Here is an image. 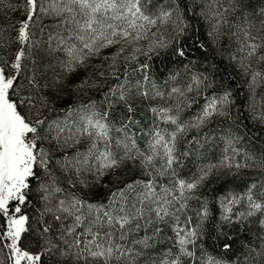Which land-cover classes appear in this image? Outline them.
Returning a JSON list of instances; mask_svg holds the SVG:
<instances>
[{
    "label": "snow or ice",
    "instance_id": "1",
    "mask_svg": "<svg viewBox=\"0 0 264 264\" xmlns=\"http://www.w3.org/2000/svg\"><path fill=\"white\" fill-rule=\"evenodd\" d=\"M197 4L0 0V264H264V179L222 184L211 204L201 192L225 171L264 172V155L238 159L233 88L183 63L181 39L191 12L213 48L227 41L264 123V0ZM169 50L182 66L161 75ZM217 118L229 127L209 159ZM211 229L235 232L238 253L210 250Z\"/></svg>",
    "mask_w": 264,
    "mask_h": 264
},
{
    "label": "trees",
    "instance_id": "2",
    "mask_svg": "<svg viewBox=\"0 0 264 264\" xmlns=\"http://www.w3.org/2000/svg\"><path fill=\"white\" fill-rule=\"evenodd\" d=\"M17 0H13V3H16ZM182 4H187L193 8V11L199 12V4L193 6V0H181ZM3 14V10L0 9V15ZM7 15L12 16L15 19L19 16V13H7ZM186 19L191 27L187 30V35L182 37V42L184 45V50L187 53L186 57L183 60V63H188L189 61H195V68L198 71H207L213 75L217 81V87L220 86V82L223 81L225 87L231 86L234 91L235 106L233 108L232 115L237 119L239 126L236 124L232 125L233 131L243 137L240 143L237 145L241 149V154L238 159H243L245 153H249L255 157H260L264 155V123H261L258 120L253 119V116L258 114L257 112H250L249 98L246 85L243 80L236 74L234 67L229 66V61L226 58L221 57V52L224 51V46L227 44L225 40L219 50L211 46V42L206 36L209 28L207 23L199 16L192 15L191 12L186 14ZM204 43L205 49H199V44ZM207 58V59H205ZM213 64L216 65L213 68ZM174 66H182L179 58H172L171 50L168 53H162L160 57L154 58L153 67L161 75L166 74L168 69L173 68ZM91 72V69H89ZM237 81H240L239 87H236ZM258 94L264 92V88L257 90ZM68 93H62L61 95H67ZM96 95V93H93ZM99 98V97H98ZM257 100H259V95H257ZM62 105H57L60 107ZM198 105H194L192 109L186 110V118L195 115L198 110ZM259 107V106H258ZM215 130L216 141L214 145H206L208 149V158L209 159H219L221 155V142L219 141V135L222 130H226L229 127V122L222 121L220 118H217L209 126ZM203 131H208L204 129ZM195 131L190 133V135H195ZM207 162V161H200ZM199 163V162H198ZM189 167L195 171V167L192 164H189ZM187 171V170H185ZM235 169L230 171H225L219 176L210 177L207 184L204 188L201 189V192L209 199L210 204L213 203V197L218 196L217 189L220 185H226L229 190L239 191L244 185L255 179H264V172L252 171V170H242L238 175H233ZM195 206V202H193ZM218 219V217H217ZM226 232L231 231L230 229H225ZM235 242L229 241L224 235H217L215 229L210 230V235L205 241L207 247L212 250L215 248L216 252H220V246L224 243H232L233 248L227 255L231 256L232 252H237L240 249V238H236V233L232 232ZM251 234H249L250 236ZM158 249L163 251L167 247V243L162 241L156 246ZM154 251V250H153Z\"/></svg>",
    "mask_w": 264,
    "mask_h": 264
}]
</instances>
